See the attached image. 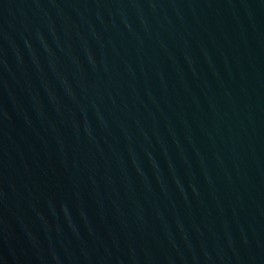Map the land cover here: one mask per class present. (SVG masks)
Returning <instances> with one entry per match:
<instances>
[{
    "label": "water",
    "instance_id": "water-1",
    "mask_svg": "<svg viewBox=\"0 0 264 264\" xmlns=\"http://www.w3.org/2000/svg\"><path fill=\"white\" fill-rule=\"evenodd\" d=\"M0 264H264V0H0Z\"/></svg>",
    "mask_w": 264,
    "mask_h": 264
}]
</instances>
